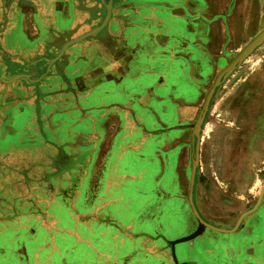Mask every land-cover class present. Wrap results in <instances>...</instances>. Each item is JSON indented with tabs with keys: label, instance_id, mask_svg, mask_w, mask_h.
<instances>
[{
	"label": "rangeland",
	"instance_id": "obj_1",
	"mask_svg": "<svg viewBox=\"0 0 264 264\" xmlns=\"http://www.w3.org/2000/svg\"><path fill=\"white\" fill-rule=\"evenodd\" d=\"M0 1V221L12 219L17 208L23 218L19 222L30 229L32 214L37 215L48 230L23 236L33 238V245L55 242L50 253L55 264H157L160 259L163 264H191L202 259L197 250L207 247L209 236L218 246L232 247L234 241L218 234L236 229L241 217L254 212L264 221V0L238 2L233 11L242 26L237 40L232 38L228 59L216 68L194 122L181 123L179 144L161 151L166 136L154 137L141 161L136 156L128 170L109 151L113 131L122 128L118 118L79 120L86 105L79 106L67 57L75 43L65 40L61 28L55 30V13L29 12L39 24V35L32 39L20 27L21 7L32 5ZM94 13L77 15L74 29ZM184 93L190 98V91ZM164 120L168 128L175 124L170 116ZM145 124L157 135L166 128L148 114ZM193 168V206L217 230L199 224L188 204ZM128 177L144 186V192H130L145 196L133 204L135 212L144 208L143 217L130 213L136 226L144 222L143 234L118 232L111 201L90 202L93 195L112 194V180ZM124 218L122 222L128 220ZM97 225L104 233L96 244L89 228ZM235 255L228 264H240Z\"/></svg>",
	"mask_w": 264,
	"mask_h": 264
},
{
	"label": "crops",
	"instance_id": "obj_2",
	"mask_svg": "<svg viewBox=\"0 0 264 264\" xmlns=\"http://www.w3.org/2000/svg\"><path fill=\"white\" fill-rule=\"evenodd\" d=\"M20 1L32 5L21 7L24 13L20 27L26 37L33 39L39 35V24L29 18V12L41 9L53 11L55 30L61 28L65 40L75 43L67 57L70 78H73L71 84L81 97L79 106L86 105L85 111H79V120L98 123L104 115L106 120L118 118L122 128L113 131L109 151L111 149L112 159L119 155L115 163L123 165L124 170L130 169L136 156V160L141 161L140 156L148 151V141L154 137L165 134L161 151L179 144L184 135L183 124L194 122L198 116L204 95L211 90L209 85H212L215 70L228 59L232 38L237 40V28L242 27L238 24L241 19L233 14L241 0ZM85 12H95V17L81 21L74 29L72 21ZM185 90L191 92L190 98ZM89 106L91 110L86 109ZM147 114L162 123V128L166 126V116L172 117L171 122L175 124L169 127L170 131L166 126L165 131L154 134L146 128ZM68 117H72L71 110ZM96 133L99 139L100 133ZM95 149L98 152V146ZM112 182L110 185L115 187L112 194L93 195L90 202L96 198L95 202L111 201L118 232L145 233L144 222L139 221L141 224L136 226L137 221L131 218L133 213L136 219L139 214L140 219L143 217L144 208L141 213L140 210L135 212L133 204L144 201L145 196L130 194L134 189L140 193L144 186L131 177ZM196 209L201 212L198 204ZM15 213L12 219L0 221V260L5 258L6 264H40V261L43 264V260L46 264H55L50 259V253L56 249L55 242L53 246L45 242L33 245V238L23 236L25 231L31 236L46 233L48 229L42 227L39 217L33 213V226L26 229L19 222L23 218L17 208ZM253 213L242 217L236 229L218 234L224 240L234 241L232 247L218 246L209 236L207 247L197 250L203 253L202 259H193L191 264H201V261L202 264H220L221 261L228 264L230 256L237 252L239 257H235L240 264H264V221ZM125 216L128 220L122 222ZM89 229L97 244L104 228L97 225ZM209 233L216 235L212 230ZM44 252L48 253L47 258L41 259ZM162 261L154 263L163 264Z\"/></svg>",
	"mask_w": 264,
	"mask_h": 264
},
{
	"label": "water",
	"instance_id": "obj_3",
	"mask_svg": "<svg viewBox=\"0 0 264 264\" xmlns=\"http://www.w3.org/2000/svg\"><path fill=\"white\" fill-rule=\"evenodd\" d=\"M193 175H194V168L192 169V172H191V180H190V183H189V189H188V195H187V201H188V204L190 206V209L195 217V219L199 222V224L203 225V226H206L208 228H212V229H215L214 227L204 223L200 217L198 216L194 206H193V203H192V199H191V192H192V186H193ZM242 218V217H241ZM240 218V219H241ZM217 230V229H215ZM223 232H230V230H222Z\"/></svg>",
	"mask_w": 264,
	"mask_h": 264
}]
</instances>
